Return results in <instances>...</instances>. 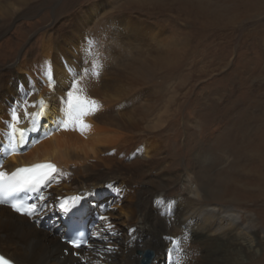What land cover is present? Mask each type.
<instances>
[{"label": "rangeland", "instance_id": "rangeland-1", "mask_svg": "<svg viewBox=\"0 0 264 264\" xmlns=\"http://www.w3.org/2000/svg\"><path fill=\"white\" fill-rule=\"evenodd\" d=\"M191 1L205 6L207 13L186 15L184 7L190 12L196 6L183 5L184 0H0V69L11 67V89L16 77L26 78L19 87L26 85L29 74L40 77L46 44L52 47V62L74 72L69 83L80 79L77 71L87 64L90 72L81 80L82 94L98 101L101 110H138L140 131L155 128L154 135L172 120L171 144H175L168 157L172 166L167 168L162 159L171 178L161 193L172 200L186 197L190 192L185 174L190 173L200 186H214L216 195L209 197L202 190L204 203L233 205L244 223L248 216L254 218L258 237L264 241L263 200L253 203L242 190H234L240 187L225 184L232 177L249 178L251 142L256 133L264 138V0ZM67 35L75 37L66 41ZM93 61L102 65L98 77L91 74ZM20 62L24 70L16 67ZM44 89L50 94L47 83L37 92ZM38 93L32 91L28 99ZM242 131L243 146L234 152ZM150 139L154 141V136ZM186 142L192 144L190 152L181 150ZM33 147L29 144L25 151ZM72 168L63 167L59 175ZM154 168L160 170L157 162ZM153 174L145 170L138 182L160 187L162 180ZM121 180L103 196L102 213L91 209L90 232L101 216L118 229L119 216L133 213L135 205L127 189L134 183ZM59 187L49 184L47 190L55 195ZM78 194L70 196H83ZM235 194V202L221 198ZM52 214L55 219L62 216ZM47 222L44 227L53 229Z\"/></svg>", "mask_w": 264, "mask_h": 264}, {"label": "bare ground", "instance_id": "bare-ground-1", "mask_svg": "<svg viewBox=\"0 0 264 264\" xmlns=\"http://www.w3.org/2000/svg\"><path fill=\"white\" fill-rule=\"evenodd\" d=\"M187 2L194 4L196 9L192 8L189 12L184 7L186 15L193 13L200 17V14L204 15L206 12L205 6L191 0H184L183 5L189 6ZM74 37L67 35L64 39L69 41L68 39ZM41 51L42 59L51 64V73L57 84L55 91H50V94H47L45 89L39 93L33 91L38 94L29 100H46L47 116L38 121L39 131L31 133L29 137L32 139L35 135L34 140L39 142L30 143L34 144L31 151L21 150L5 157L3 169L12 172L23 165L49 160L55 162L60 170L70 165H73V168L61 176L58 174L54 181L41 187L38 196L43 195L46 199L37 200L40 209L36 217L21 216L7 206H0V252L20 264H85L89 260L99 261V264H140L144 255L142 257L138 252L148 249H152L155 254L150 264H264V241L258 237L259 231L257 224L253 223L254 218L248 216V222L244 223L233 205L203 202L205 196L202 190L210 197L216 195V192L213 194L212 191L214 186L208 185L204 188L202 184L201 187L197 184L198 181L192 179L190 173H186L190 194L172 200L165 192L161 193L170 177L165 174L162 159L165 160L167 168L172 166L168 158L172 153L171 146L174 147L175 144H171L172 120H169L165 128H158L157 135H154L155 128H144L143 132L140 131L142 128L137 119L138 110H101L95 115L85 117L91 129L84 133L78 130H60L43 138L44 132L51 129L61 110L64 86L69 83L74 72L65 71L63 66L60 68L52 62L53 52L50 44L43 45ZM68 64L71 67V62ZM16 67L21 70L26 68L22 62L17 63ZM8 68L10 70L0 69V148L5 146L3 133L6 130L5 122L9 119L11 104L30 91L33 84L36 89L45 86L40 83L41 77L36 79L34 73H31L26 85L19 87L21 81H26V78L16 77L15 85L11 89V67ZM51 100H55L54 103H51ZM22 126L28 127V122L25 121ZM244 133H239L240 142L237 141L238 145L232 147L233 151L237 147L239 149L240 145L243 146L241 139L246 137ZM256 134L257 138L255 136L251 142L250 160L253 159V164L249 178L236 180L232 177L225 183L228 187L229 183L240 187L234 190H242L240 193L252 199L253 203H258V200L264 202V138L260 139V133ZM151 135L154 136V141H151ZM160 138L164 139L162 141L165 143H161ZM235 142L236 140L230 144ZM191 145L186 142L181 150L186 148L190 152ZM232 148L228 146V149ZM161 152L163 155L160 157ZM124 157L128 158V163H125ZM156 162L160 170L154 168ZM149 169L151 173H155V177L162 180L160 187H153V184L147 181L138 182V178ZM119 179H122V184L127 180L133 181L134 184L127 192L131 193L135 208L128 216H119L122 219L120 227H113V231L107 233L108 241L116 251L97 257L94 249H100L106 243L93 235L97 231L103 232L106 228V224L99 219L94 222L88 239L94 249L85 247L81 257L73 255L76 249L67 246L61 239L66 229L63 219H66L69 212L62 211L58 206L59 202L71 198L73 193L78 196H81L78 192L81 193L84 196L81 197V203L89 220L91 209L96 214L102 213L103 196L107 195L110 186L117 184ZM55 183L60 184V190L54 195L47 190V186ZM236 197L237 194L223 195L221 198L227 202H235ZM53 211L62 216L55 219ZM257 211L259 213L260 210ZM46 221L53 225V229L49 230L50 226L48 229L44 227L43 222ZM133 229L135 231H132ZM91 236H94L92 241ZM65 248L68 249V255H64ZM186 254L187 262L184 260Z\"/></svg>", "mask_w": 264, "mask_h": 264}, {"label": "snow or ice", "instance_id": "snow-or-ice-1", "mask_svg": "<svg viewBox=\"0 0 264 264\" xmlns=\"http://www.w3.org/2000/svg\"><path fill=\"white\" fill-rule=\"evenodd\" d=\"M102 67L98 62L93 61L91 65V74L99 76L97 70ZM90 72L87 64L83 65L77 71V76L80 79L72 78L68 85V91L62 97L63 103L55 121L50 130H46L43 138H47L54 131H80L81 133L91 129V125L85 121V117L95 115L100 112L102 105L98 101L82 94L81 80ZM39 76L40 83H47L50 91H55L57 81L51 73L50 62L45 61L40 66ZM32 91H38L33 84V88L11 106L9 111V119L5 122V146L0 148V206L9 207L12 212L21 216L36 217L40 209V205L36 202L26 201L20 194L27 193L29 190L39 191L40 188L51 181H54L60 169L50 162L38 163L31 166H20L14 171L8 172L3 169V159L13 155L21 150H27L25 147L30 143H38L39 140H30V134L39 131L38 121L47 116L46 100L41 98L39 101L29 102L28 96ZM36 109L29 111V109ZM28 122V127L22 125ZM119 191V190H118ZM46 197L40 195L37 200L43 201ZM80 197L66 198L59 202V208L68 213L79 202ZM106 224L103 232L97 231L93 233L98 239L105 241L100 249H94V246L89 244L84 238L83 233H78L75 236L65 234L62 240L70 245L72 249H82L84 247L93 248L96 251L97 257L104 254H111L116 251L108 241L107 233L113 231L112 224L107 216L99 217ZM38 222V221H37ZM132 231H135L134 229ZM64 255H68V249H64ZM73 255L79 257V252H73ZM171 255V254H170ZM196 255V253H192ZM187 262V254L184 258ZM0 264H20L19 261L8 258L4 253L0 252ZM85 264H99V261H86ZM180 264V262H177Z\"/></svg>", "mask_w": 264, "mask_h": 264}, {"label": "water", "instance_id": "water-1", "mask_svg": "<svg viewBox=\"0 0 264 264\" xmlns=\"http://www.w3.org/2000/svg\"><path fill=\"white\" fill-rule=\"evenodd\" d=\"M138 253L142 257L144 255V258L143 259L141 258L142 260L140 264H150L153 258L155 257L154 251L152 249H148L147 251L144 252L139 251Z\"/></svg>", "mask_w": 264, "mask_h": 264}]
</instances>
